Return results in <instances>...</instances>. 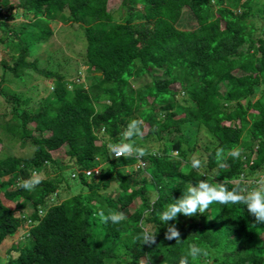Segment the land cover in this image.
Returning <instances> with one entry per match:
<instances>
[{
    "label": "trees",
    "instance_id": "1",
    "mask_svg": "<svg viewBox=\"0 0 264 264\" xmlns=\"http://www.w3.org/2000/svg\"><path fill=\"white\" fill-rule=\"evenodd\" d=\"M2 31L0 129L32 153L0 158V264H178L193 243L208 255L189 264H264V224L243 204L177 214V242L157 215L201 179L231 189L264 175V0H0ZM39 77L48 86L30 85ZM132 119L152 147L108 156ZM194 132L211 142L191 145ZM33 173L41 182L20 188Z\"/></svg>",
    "mask_w": 264,
    "mask_h": 264
},
{
    "label": "clouds",
    "instance_id": "2",
    "mask_svg": "<svg viewBox=\"0 0 264 264\" xmlns=\"http://www.w3.org/2000/svg\"><path fill=\"white\" fill-rule=\"evenodd\" d=\"M189 14L185 13L184 17ZM142 136L141 121L132 119L126 125L122 134V139L119 142L107 143L108 156L114 158L129 157L140 158L146 155L147 149L136 145L133 137ZM222 150H217V156H221ZM151 154H156V150L152 149ZM232 157H239L240 150L236 149L230 152ZM189 162L193 169H200L202 161L196 155L189 158ZM137 167L142 169L143 162L140 160ZM214 181V178H213ZM41 182V175L33 173L30 178L19 183V187L24 190H30ZM213 202L221 205L228 204H243L249 215L254 217L255 223L264 224V175L258 176L253 185L246 184L244 187H233L228 189L223 183L210 182L207 179H201L188 186L178 199H173L172 202L167 203L158 212V220L161 225H167V230L164 233L165 239L172 240L175 238L176 242L180 241V232L175 226L177 214H183L185 217H191L196 213L204 214ZM98 215L102 222H111L118 224L123 219V214L120 212H108L105 214L101 210ZM174 223L168 224V221ZM141 232L139 238L141 244L151 245L155 242L156 233L151 230V227L145 225L141 221ZM207 251L197 246L196 244H189L186 255L182 256L178 264H189L190 258L207 256ZM150 257L147 260H142V264H149Z\"/></svg>",
    "mask_w": 264,
    "mask_h": 264
},
{
    "label": "rangeland",
    "instance_id": "3",
    "mask_svg": "<svg viewBox=\"0 0 264 264\" xmlns=\"http://www.w3.org/2000/svg\"><path fill=\"white\" fill-rule=\"evenodd\" d=\"M116 16L118 17V14L116 13ZM18 21L19 20H17V22H16V20H11V21H9V26L10 25H12L14 22L15 23H18ZM192 22H193V18H192V16H191V14H187L184 18H183V20H182V22L180 23V27H182V28H187V27H193L194 25L192 24ZM61 25H59L58 24V26L57 27H55L54 26V29H56L55 31H57V29L60 27ZM0 34L2 35L3 34V31L2 32H0ZM61 44H60V42H59V40H58V38L56 37V35L54 36V37H52V39H50L48 42H46L45 44H44V47L42 48V50H40V51H38L37 52V56L38 57H40V59L42 60V61H45L46 59H47V57H48V54L50 53V52H53V51H55L59 46H60ZM3 48L2 47H0V59H1V57H2V52H3ZM69 53V55L71 56V57H73L75 60H77L76 59V57H75V55L73 54V53H71V52H68ZM79 59V58H78ZM72 61H74L73 59H72ZM71 61V62H72ZM78 61V60H77ZM82 70H83V68H82ZM29 82H30V85L31 86H33V87H37V86H39L40 84H45L46 86H48V81L47 80H44V79H42L41 77H39L38 79H36V80H34V81H30L29 80ZM6 108H1L0 107V122L1 121H3V120H6V119H8L10 116L9 115H6L5 116V110ZM2 131H1V129H0V134H1V136H2ZM194 137L193 138H191L190 139V137L188 138V140H190L191 142V145H193L194 143H198V145H200V146H202V145H204V144H207L208 142H211V137H210V135L208 134V133H204V132H201V133H199V132H194ZM3 141H4V145H3V147H2V150H1V152H0V158H3V157H5V156H23V155H28V154H30V153H32V150H31V147H29V146H26V147H22L20 144H21V142L20 141H15V140H13V139H11L10 138V136L8 135V134H3ZM187 140V139H186ZM148 146H146V145H139V146H141V147H144V148H148V149H150L151 147H152V145H150V144H147ZM64 152L63 151H60V156H62V158H63V156H64V154H63ZM66 160H67V158H66ZM68 173V172H67ZM52 175H54V173H52ZM76 186H74V188H73V191H75L76 190V188H75ZM114 188H111V190H113ZM67 190H65V189H63L62 190V193H64V196H67ZM60 201V199L58 200V202ZM56 202V201H55ZM132 212V209L131 208H129L127 211H126V215L127 214H129V213H131ZM24 230L26 231L27 230V228H24ZM23 230V231H24ZM21 239V236H19V237H16L15 238V240L13 241V242H17V241H19Z\"/></svg>",
    "mask_w": 264,
    "mask_h": 264
}]
</instances>
